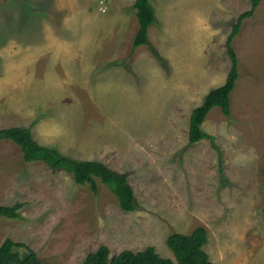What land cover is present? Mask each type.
<instances>
[{"label":"rangeland","instance_id":"obj_1","mask_svg":"<svg viewBox=\"0 0 264 264\" xmlns=\"http://www.w3.org/2000/svg\"><path fill=\"white\" fill-rule=\"evenodd\" d=\"M148 2L149 45L133 49L134 0H0V54L11 35V54L39 56L12 87L24 111L0 129L29 128L42 146L127 173L139 206L124 212L99 180L94 194L0 139V245L25 244L43 264H82L101 246H152L175 262L167 237L203 227L212 264H264V0L232 42L230 116L213 108L210 139L193 145L190 114L225 82L226 40L251 0Z\"/></svg>","mask_w":264,"mask_h":264},{"label":"trees","instance_id":"obj_2","mask_svg":"<svg viewBox=\"0 0 264 264\" xmlns=\"http://www.w3.org/2000/svg\"><path fill=\"white\" fill-rule=\"evenodd\" d=\"M261 0H251L249 11L240 14L226 40L227 55L231 67L225 82L210 90L203 102L194 108L189 117L188 143L193 145L201 140L210 139L201 130L208 113L215 107L220 108L222 114L230 116V96L238 78V63L232 42L239 34L242 22L250 18ZM133 8L137 19L138 29L132 41V48L149 45L147 32L154 22V13L148 0H134ZM156 55V52L153 51ZM0 139L15 143L22 154L25 163L42 162L52 170H61L68 174L75 184L86 186L92 193L97 192V180L108 188L115 196L120 209L124 212H134L139 206L136 202L133 189L130 187L127 173H118L98 161H80L69 158L54 147L42 146L32 137L29 128L14 127L0 130ZM264 179V166L262 169ZM20 205L11 208L14 215ZM6 208L0 205V217ZM207 242V232L203 227H197L190 234L173 233L166 239V245L174 255L176 264H212L203 247ZM24 249L20 253L17 249ZM0 264H43L37 254L22 243L5 240L0 245ZM82 264H174L169 258H163L156 253L154 247L148 246L140 251L122 250L110 256L106 246L99 247L95 252L89 253Z\"/></svg>","mask_w":264,"mask_h":264},{"label":"crops","instance_id":"obj_3","mask_svg":"<svg viewBox=\"0 0 264 264\" xmlns=\"http://www.w3.org/2000/svg\"><path fill=\"white\" fill-rule=\"evenodd\" d=\"M10 27V26H9ZM8 28V26H7ZM6 42L4 44L7 45V47H4L2 50V53L0 54V57L2 58V68H3V76L0 79V120H2L5 123V119L9 121L10 117L15 113H21L24 111L23 105L19 102L21 101V97H15L14 94H18L16 88L14 87L18 82L16 77L19 76L20 79L24 77V74L26 72H29L27 75V78H30L31 76L34 77V74L36 75V64L39 61V56H29L26 54L17 55L16 57L14 54H11V35L9 37H6ZM2 44V45H4ZM18 61L14 63L13 60H16L15 58H18ZM42 59H44L43 55L41 54ZM22 58V59H21ZM18 63V64H17ZM11 64H16L15 70H12ZM13 71V72H12ZM26 75V74H25ZM46 72H44V79L46 78ZM44 84V82H43ZM39 88L38 92L41 93L42 90ZM37 91V88L34 89ZM44 92V90H43ZM15 97L16 103H12V98ZM5 102L7 104L5 105ZM6 108V109H5ZM12 114V115H11ZM27 116H30L29 114ZM0 121V126L3 125ZM2 130V129H0ZM129 250V249H128ZM132 251V250H131ZM173 261V260H172ZM174 262V261H173ZM176 262V261H175ZM174 262V263H175ZM234 262H236L234 260Z\"/></svg>","mask_w":264,"mask_h":264},{"label":"built area","instance_id":"obj_4","mask_svg":"<svg viewBox=\"0 0 264 264\" xmlns=\"http://www.w3.org/2000/svg\"><path fill=\"white\" fill-rule=\"evenodd\" d=\"M100 8V11L104 12V8L102 6L99 7Z\"/></svg>","mask_w":264,"mask_h":264}]
</instances>
